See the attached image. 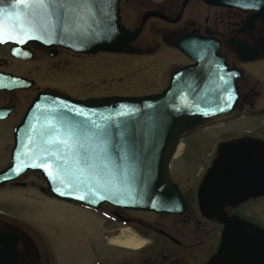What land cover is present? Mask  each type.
Listing matches in <instances>:
<instances>
[{
	"label": "water",
	"instance_id": "95a60500",
	"mask_svg": "<svg viewBox=\"0 0 264 264\" xmlns=\"http://www.w3.org/2000/svg\"><path fill=\"white\" fill-rule=\"evenodd\" d=\"M92 2L95 7L97 0ZM119 5L120 0L100 4L110 15V32L86 18L70 32L57 28L55 34L49 35L41 28L30 33L39 39L22 35L23 43L8 41L0 43V47L13 45L15 56H23L31 44L63 47L82 54H140L139 49L127 45L137 33L121 24ZM0 6L10 13L5 25L21 34L33 24L47 23L38 7H22L13 0H3ZM13 12L22 14L21 18L11 15ZM97 16L102 18L99 10ZM192 42L178 47L195 64L173 72L169 85L159 93L83 100L40 93L16 128L12 164L0 173V186L26 171H34L46 182L44 193L48 197L89 210L109 204L126 210L183 214L186 204L171 177L172 161L183 135L212 118L230 114L240 98L237 80L241 74L229 68L225 58L216 53L217 49L204 47L198 38ZM84 118L118 125L130 141L127 159L100 175L62 164L61 156L71 159L75 149L72 144L54 143L64 138L63 132L56 130ZM81 196L84 199H79ZM261 197H264V139L243 137L221 144L199 187L201 213L212 217L224 207H236ZM222 221L221 243L206 264H264V230L237 217H223Z\"/></svg>",
	"mask_w": 264,
	"mask_h": 264
},
{
	"label": "flooded vegetation",
	"instance_id": "af4514ba",
	"mask_svg": "<svg viewBox=\"0 0 264 264\" xmlns=\"http://www.w3.org/2000/svg\"><path fill=\"white\" fill-rule=\"evenodd\" d=\"M253 2L257 6H245ZM119 7L121 24L137 33L127 45L130 49H139L140 54H82L63 47L31 44L23 56H15L13 45L0 47V85H3L0 87V173L11 166L16 128L40 93L63 94L81 100L122 96L79 97L71 91L41 84L44 68H68L73 64L69 63L71 59L81 63L102 53L143 56L168 49L183 59L173 65L164 90L173 72L195 64L179 49V44H192L198 38L204 47L217 49L216 53L225 58L229 68L241 74L237 80L240 98L236 108L230 114L190 129L182 138L190 157L206 160V165L191 177L177 178L171 167L172 180L182 193L186 211L183 214L146 212L148 218L144 219L132 215L134 210L102 205L95 212L103 216L105 227L110 225L111 231L120 235L101 232L103 248L91 264H131L134 260L140 264H206L221 243L223 217L241 218L264 230L263 225L248 219V201L236 207H224L207 217L201 213L198 200L200 184L221 144L243 137L264 139V0H120ZM79 82L62 83L64 86L70 83L77 90ZM212 130L217 131L214 137L208 140L200 137ZM204 143L206 148L210 146L207 153L201 152L205 149ZM46 186L42 175L34 171H26L0 186V264H61L55 236L58 228L53 209L49 207L50 200L56 198L44 193ZM129 228L135 230L143 246L133 249V256H124L118 261L110 259L103 249L109 245L119 247L114 238L123 237V231Z\"/></svg>",
	"mask_w": 264,
	"mask_h": 264
},
{
	"label": "rangeland",
	"instance_id": "374dc122",
	"mask_svg": "<svg viewBox=\"0 0 264 264\" xmlns=\"http://www.w3.org/2000/svg\"><path fill=\"white\" fill-rule=\"evenodd\" d=\"M182 59L168 49H163L154 55L143 56L102 53L89 57L87 61L81 63L71 59L69 63L73 64L68 68H44V81L40 83L71 91L79 97L94 94L149 95L161 91L166 86L173 65ZM51 61L55 63L57 60ZM66 81H80V88L73 89L69 86L70 83L64 86L62 82ZM216 133V130H212L200 137L208 140ZM209 147L205 146L201 152L207 153ZM187 151L184 145L173 161V171L177 178L195 176L199 169L206 165L205 158L197 156L192 158ZM49 207L53 209L54 220L58 228V234L55 236L60 247L61 264H91L103 248L100 233L107 232L110 236L120 235V233L116 234V231H111L113 227L110 225L105 227L103 216L95 211L58 199L50 200ZM246 207L248 208V219L264 226V197L249 200ZM132 215L148 218L146 211L134 210ZM129 233L134 234V230L129 229ZM103 250L114 261L121 260L124 256H133L135 253V249H124L113 245ZM131 264L140 263L134 260Z\"/></svg>",
	"mask_w": 264,
	"mask_h": 264
},
{
	"label": "snow or ice",
	"instance_id": "6c2138e0",
	"mask_svg": "<svg viewBox=\"0 0 264 264\" xmlns=\"http://www.w3.org/2000/svg\"><path fill=\"white\" fill-rule=\"evenodd\" d=\"M110 0H97L93 7L92 0H13V3L22 7H38L47 23L37 26L35 24L26 28L23 34L16 31L15 28L5 25L6 16L10 15L6 9L0 6V43L8 41H17L23 43V36L33 37L32 31L41 30L48 32L49 35L55 34L57 28L64 32H70L78 28L87 18L94 22L105 32L111 31V18L107 11L100 7L101 3H109ZM3 0H0V4ZM246 7L257 6L255 2L245 5ZM97 10L102 14V18L97 16ZM20 19L22 14L11 13ZM223 79V77H221ZM3 85H0L2 87ZM82 116V113H77ZM64 138H58L54 141L56 144L74 145V152L71 159L61 156V163L64 165H75L81 171H88L100 175L105 171L117 167L118 162L127 159L130 150V141L125 137V132L119 129V126L113 123H96L84 118L78 123H68L62 129ZM57 155V153H54ZM36 167L37 165H32ZM15 171L19 172V168ZM63 194V193H62ZM79 199H84L83 196Z\"/></svg>",
	"mask_w": 264,
	"mask_h": 264
},
{
	"label": "bare ground",
	"instance_id": "6f19581e",
	"mask_svg": "<svg viewBox=\"0 0 264 264\" xmlns=\"http://www.w3.org/2000/svg\"><path fill=\"white\" fill-rule=\"evenodd\" d=\"M183 146H184V143L182 142V144L180 145V147L176 153V157L180 154V151L182 150ZM122 235H123V237H120L118 239H114L113 242L115 244H118V245L126 247V248H130V249L140 248L144 244V242L141 239L137 238L134 234L129 233V231L127 229L125 231H123Z\"/></svg>",
	"mask_w": 264,
	"mask_h": 264
}]
</instances>
